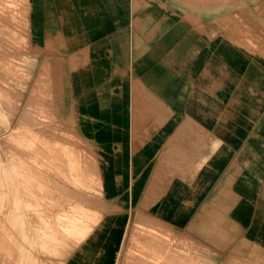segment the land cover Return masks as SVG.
I'll list each match as a JSON object with an SVG mask.
<instances>
[{
  "label": "crops",
  "instance_id": "1",
  "mask_svg": "<svg viewBox=\"0 0 264 264\" xmlns=\"http://www.w3.org/2000/svg\"><path fill=\"white\" fill-rule=\"evenodd\" d=\"M186 1L28 0L29 32L68 50L55 59L59 111L97 182L60 186L97 215L64 264H117L131 220L144 219L264 255V73L207 36Z\"/></svg>",
  "mask_w": 264,
  "mask_h": 264
},
{
  "label": "rangeland",
  "instance_id": "2",
  "mask_svg": "<svg viewBox=\"0 0 264 264\" xmlns=\"http://www.w3.org/2000/svg\"><path fill=\"white\" fill-rule=\"evenodd\" d=\"M185 3L182 8L196 14L207 36L210 31L211 38L229 42L252 59L250 73H264L262 4ZM27 10L28 0H0V264H64L71 237L97 215L72 204L68 188L60 186L80 193L97 182L81 170L79 152L69 145L76 137L66 125L69 115L59 111L55 59L68 50L39 42L29 32ZM262 87L255 82L254 88ZM207 237L204 245L159 222L131 220L117 264H264L256 249L253 256L240 257L222 248L220 238Z\"/></svg>",
  "mask_w": 264,
  "mask_h": 264
},
{
  "label": "built area",
  "instance_id": "3",
  "mask_svg": "<svg viewBox=\"0 0 264 264\" xmlns=\"http://www.w3.org/2000/svg\"><path fill=\"white\" fill-rule=\"evenodd\" d=\"M259 4H262L264 6V0H256Z\"/></svg>",
  "mask_w": 264,
  "mask_h": 264
},
{
  "label": "bare ground",
  "instance_id": "4",
  "mask_svg": "<svg viewBox=\"0 0 264 264\" xmlns=\"http://www.w3.org/2000/svg\"><path fill=\"white\" fill-rule=\"evenodd\" d=\"M264 7V6H263Z\"/></svg>",
  "mask_w": 264,
  "mask_h": 264
}]
</instances>
